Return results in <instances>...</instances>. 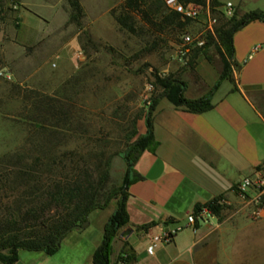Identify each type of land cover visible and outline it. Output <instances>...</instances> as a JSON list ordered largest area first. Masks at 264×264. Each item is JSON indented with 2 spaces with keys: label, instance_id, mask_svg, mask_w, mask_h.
I'll return each mask as SVG.
<instances>
[{
  "label": "crops",
  "instance_id": "crops-1",
  "mask_svg": "<svg viewBox=\"0 0 264 264\" xmlns=\"http://www.w3.org/2000/svg\"><path fill=\"white\" fill-rule=\"evenodd\" d=\"M226 2L235 18L264 12V0ZM216 3L215 10L220 11L224 3ZM214 41L207 52L209 61H196L182 75L183 96L196 100L205 95L218 80L223 57L229 79L219 82L210 96L211 108L202 113L157 100L150 117L157 146L153 153L143 151L133 165L141 179L126 190L127 223L111 242V264H264V217L253 220L251 205L233 191L236 181L264 163V21H250L233 33L230 58L220 55ZM222 82L227 85L222 87ZM136 130L139 135L145 132L143 117ZM219 196L223 204L218 216L194 228L187 225L186 215L195 205ZM175 226L183 228L168 244L156 245L151 255L145 253L151 235ZM100 241L101 236L93 241L66 240L50 256L18 251L14 264H91Z\"/></svg>",
  "mask_w": 264,
  "mask_h": 264
},
{
  "label": "rangeland",
  "instance_id": "rangeland-1",
  "mask_svg": "<svg viewBox=\"0 0 264 264\" xmlns=\"http://www.w3.org/2000/svg\"><path fill=\"white\" fill-rule=\"evenodd\" d=\"M77 1L82 11L78 26L69 21L67 0H0V159L26 151L29 117L37 113L30 104L46 97L68 105L84 132L72 134L61 147L79 146L84 155L109 158L106 190L120 183L124 136L147 110L145 99L150 102L159 93L155 78L181 80L196 61H209L213 44L204 56L190 60L192 51L181 65L175 54L180 37L197 33L200 22L188 21L181 33L168 37L145 26L142 33L129 35L111 16L124 0ZM211 14L217 22V11ZM114 204L91 213L59 246L70 239L100 240Z\"/></svg>",
  "mask_w": 264,
  "mask_h": 264
},
{
  "label": "trees",
  "instance_id": "trees-1",
  "mask_svg": "<svg viewBox=\"0 0 264 264\" xmlns=\"http://www.w3.org/2000/svg\"><path fill=\"white\" fill-rule=\"evenodd\" d=\"M176 1L200 6L205 3V0ZM67 3L70 8L69 21L78 26L82 17L81 7L77 0H67ZM209 5L212 8L218 4L211 0ZM111 16L117 27L129 35L142 33L145 26L168 37L181 33L188 23V20H181L177 14L168 11L161 0H124L117 13H111ZM218 17L214 38L218 42L220 55L230 58L233 33L250 21H264V12L251 11L238 18ZM214 38L209 37L203 48L194 50L190 60L199 54L204 56L207 46L214 44ZM222 61L223 68L218 80L196 100L184 98L185 84L179 78L171 75L155 78L154 86L160 91L150 98L143 113L145 132L139 135L131 122L124 136L125 147L119 155L125 166L120 184L106 190L109 158L104 159L99 153L84 155L79 146L73 149L61 147L72 134L84 133L81 125L69 112L68 105L46 97L35 98L30 106L37 113L29 117L32 132L28 131L25 138L26 153L0 159V264H14L18 251L53 255L69 232L78 229L90 213L105 209L112 201L115 202L114 209L103 224L101 241L91 256V264H111V242L127 223L126 190L130 184L141 179L133 165L143 151L153 153L157 146L152 137L150 119L157 100L163 98L173 107L191 113L209 110L211 94L220 81L229 79L228 64L224 57ZM219 200L220 196L205 204L195 205L192 212L206 208L212 215L218 216L221 210V205L217 204ZM148 226L142 225L141 228ZM121 259L119 257L118 260Z\"/></svg>",
  "mask_w": 264,
  "mask_h": 264
},
{
  "label": "built area",
  "instance_id": "built-area-1",
  "mask_svg": "<svg viewBox=\"0 0 264 264\" xmlns=\"http://www.w3.org/2000/svg\"><path fill=\"white\" fill-rule=\"evenodd\" d=\"M164 7L177 14L181 20L198 21L203 15V21L200 23V29L197 33H184L180 37V44L176 48V57L181 65H185L191 52L196 49H201L205 46L209 37H214V26L216 18L212 16L209 1L205 0L203 6L195 4H180L176 0H161ZM216 11V10H215ZM218 16L229 18L232 16V6L226 2L219 11ZM53 66V65H52ZM149 103V98L145 99ZM233 191L236 196L243 202L251 205V218L259 220L264 217V163L258 167L250 176L240 178L233 185ZM218 205H222L223 201H217ZM213 215L211 212L202 208L196 213L186 215V223L189 227L194 228L197 224H204L208 218ZM183 227L175 226L171 229L160 230L159 233L151 235L148 238V244L145 246V253L151 255L156 245L168 244L172 237L179 232Z\"/></svg>",
  "mask_w": 264,
  "mask_h": 264
},
{
  "label": "water",
  "instance_id": "water-1",
  "mask_svg": "<svg viewBox=\"0 0 264 264\" xmlns=\"http://www.w3.org/2000/svg\"><path fill=\"white\" fill-rule=\"evenodd\" d=\"M82 224H85V221L83 223H81L80 228L82 227Z\"/></svg>",
  "mask_w": 264,
  "mask_h": 264
}]
</instances>
